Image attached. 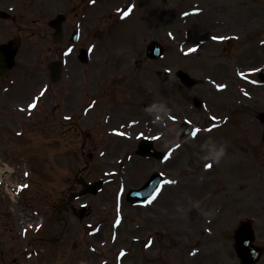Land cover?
<instances>
[{"label":"rangeland","instance_id":"1","mask_svg":"<svg viewBox=\"0 0 264 264\" xmlns=\"http://www.w3.org/2000/svg\"><path fill=\"white\" fill-rule=\"evenodd\" d=\"M7 2L0 0V4ZM66 6L67 0H21L16 12L21 22L17 21L29 30L27 36L23 35L26 39L19 65L4 84L15 81L19 88L3 94L4 97L0 94V157L15 169L11 180L28 185L19 191L17 205L0 186V251L5 246L7 255L17 256L16 249L23 247L18 248L10 238L19 233L21 239L24 229L27 231L22 237L26 240H34L39 234L58 236L63 227L58 217L62 215L69 221L65 239L57 245L36 242L48 249L41 250L42 260L37 256L30 262L24 257L26 264H117L119 242L114 243L109 236L117 233L112 225L120 214L125 217L121 230H127L123 234L140 221L144 222L140 233L147 228L145 236L150 232L156 234L152 251L157 253L138 250L130 255L129 262L119 264H242L233 236L241 220L252 219L257 242L264 239V143L262 127L256 119V113L264 109V89L250 88L254 98L243 101L242 118L247 124L242 128L246 130L229 135L236 142V147H226V158L231 164L216 167L212 179L200 182L196 176L197 162L205 156L204 149L210 142L220 143L222 134L231 128L218 131L214 137L201 136L183 148L175 163L164 165V175L174 183L164 185L155 203L147 207L134 206L125 195L131 186L142 184L149 168L157 163L131 156L133 150L126 149L130 141L115 134L131 130L134 135H157L162 127L155 117L164 115L167 105L171 107L176 101L192 104L195 97L200 98L194 89L186 90L179 81L178 69L209 81H224L231 75L234 50L232 55L225 53L226 40L233 37L235 46L241 43L238 51L244 50L243 43L256 46L257 35L264 34V0H95L88 5L84 32L87 42L94 47L90 61L82 64L74 56L62 81L53 83L47 72V64L54 55L49 50L51 38L38 41L35 32L41 24L29 19L38 17L46 23L47 17ZM129 8L132 11L127 16H120L122 9ZM6 25L7 22L0 23V29L4 30ZM11 29L16 31L13 26ZM42 29L44 33L48 28L45 25ZM156 39L164 43L166 52L162 58L152 60L146 55L147 46ZM194 43L201 45L197 54L183 55L179 50L182 44L187 49ZM251 53L256 55L257 48H250ZM163 71L170 73L165 81L160 77ZM94 86L107 89L106 93L118 90L112 96L101 95L96 109L84 116V105L96 94ZM42 91L44 95L40 96ZM34 102L36 107L30 109ZM147 103L153 105V110L147 109ZM106 110L110 119L100 129L96 121L102 119ZM128 119L136 125H129ZM52 121L56 125L50 124ZM20 129L26 133L17 139L13 132L19 133ZM173 136L169 135L167 141ZM242 140H248L245 147ZM203 144L205 147L201 148ZM26 145H41L43 154L49 156L46 160L55 159L57 163L49 166L45 156L39 154L28 155L29 159H36L34 162L22 161L20 158L25 159L27 154ZM126 155L125 168L123 165L120 169L117 164ZM86 166L84 174L91 179L107 177L115 171L125 176L127 183L120 184L125 188L123 200L114 198L118 183L111 182L95 196L74 200L76 210L53 213V207L61 201L59 197L70 194L76 173ZM47 197L53 202H47ZM84 202L89 205V214L80 220V204ZM30 212L33 216L25 224L23 220ZM148 215L154 219L146 221ZM182 215L188 219L182 220ZM6 223H13L15 231H6ZM40 223L42 228L37 227ZM95 229L97 232L90 234ZM167 241L169 247L164 249L161 242ZM130 244H134L131 238L122 241V245L133 250ZM258 264H264V256Z\"/></svg>","mask_w":264,"mask_h":264},{"label":"snow or ice","instance_id":"2","mask_svg":"<svg viewBox=\"0 0 264 264\" xmlns=\"http://www.w3.org/2000/svg\"><path fill=\"white\" fill-rule=\"evenodd\" d=\"M93 2H94V0H93ZM131 11H132V9L129 8V9L124 13V15L127 16ZM214 39H216V38L214 37ZM221 39H223V38L221 37ZM189 51H190V52H191V51H195V49H189ZM66 54H67V53H66ZM241 75H243V74H241ZM43 95H44V92L42 91V92L40 93V96H43ZM37 99H38V98H37ZM35 107H36V103H35V102L29 105V108H30V109L35 108ZM66 119H69V118L66 117ZM199 131H201V130H200V129H194V130L192 131V133H191L192 136L195 137V136L198 134ZM169 155H170V154H169ZM168 158H169L168 156L165 157V159H168ZM211 167H212L211 164L206 165V168H211ZM26 175H27V174H26ZM164 183H165V184H170V183H174V181H164ZM25 187H26V186H25ZM160 191H161V186H158V187L156 188V190H155V194H153L152 197H151L147 202H148L149 204L152 203V202L156 199V196H157V194H159ZM118 222H119V221H118ZM121 255H124V253L122 252Z\"/></svg>","mask_w":264,"mask_h":264},{"label":"water","instance_id":"3","mask_svg":"<svg viewBox=\"0 0 264 264\" xmlns=\"http://www.w3.org/2000/svg\"><path fill=\"white\" fill-rule=\"evenodd\" d=\"M13 52H9L8 54H5L0 49V78L3 76V74L10 68V66L13 64Z\"/></svg>","mask_w":264,"mask_h":264},{"label":"clouds","instance_id":"4","mask_svg":"<svg viewBox=\"0 0 264 264\" xmlns=\"http://www.w3.org/2000/svg\"><path fill=\"white\" fill-rule=\"evenodd\" d=\"M226 147H222L218 152L215 153L216 160L218 161L221 157L226 156Z\"/></svg>","mask_w":264,"mask_h":264},{"label":"bare ground","instance_id":"5","mask_svg":"<svg viewBox=\"0 0 264 264\" xmlns=\"http://www.w3.org/2000/svg\"><path fill=\"white\" fill-rule=\"evenodd\" d=\"M8 169H10V168L8 167ZM0 173H2L1 169H0Z\"/></svg>","mask_w":264,"mask_h":264}]
</instances>
